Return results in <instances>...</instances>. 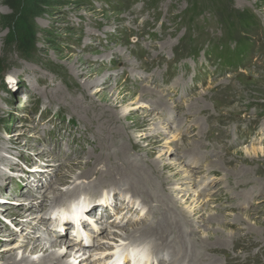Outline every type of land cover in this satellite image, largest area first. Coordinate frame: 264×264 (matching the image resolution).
<instances>
[{"label":"rangeland","instance_id":"1","mask_svg":"<svg viewBox=\"0 0 264 264\" xmlns=\"http://www.w3.org/2000/svg\"><path fill=\"white\" fill-rule=\"evenodd\" d=\"M190 5L187 0H46L34 18L35 45L28 55L7 42L4 16L12 10L0 0V212L8 207L0 215V256L12 250L19 260L27 252L13 245L45 230L40 217L51 223L49 233H58L57 208L72 217L80 202L109 197L113 184V209L104 217L88 215L93 222L101 219L96 223L105 229L96 234L91 226L92 234L85 236L87 243L100 242L86 251L90 264L131 242L146 245L147 253L152 236L135 232L123 240L119 229L142 223L167 238L172 227L160 210L175 207L197 226L179 239L198 240V250L208 243L212 247L202 255L214 264H264V0H225L221 16L207 10L193 21L184 15ZM243 11L255 15L254 23L228 30L225 17ZM239 42L244 49L237 48ZM237 52L240 58L234 59ZM99 79L102 85L86 86ZM142 96L150 106H141ZM141 115H147L144 123ZM252 146L261 150L248 154ZM121 148L122 159L146 164L140 166L146 168L142 176L150 165L157 168L153 176L167 179L164 194L172 204L153 212L159 204L125 190L133 176L112 183ZM103 170L108 174L99 179ZM33 174L43 182L28 180ZM124 199L129 207L119 204ZM29 209L35 215L30 224L39 229L23 225L15 232L12 220L23 223ZM66 230L56 239L74 246L77 234L69 224ZM164 251L168 256L162 247L154 264ZM212 251L216 254L208 255ZM72 254H60L62 264L77 258Z\"/></svg>","mask_w":264,"mask_h":264},{"label":"bare ground","instance_id":"2","mask_svg":"<svg viewBox=\"0 0 264 264\" xmlns=\"http://www.w3.org/2000/svg\"><path fill=\"white\" fill-rule=\"evenodd\" d=\"M15 81H17V80H15ZM15 81H14V83H15ZM98 82H101V80L100 79L97 80V81H93L92 80V82H88L86 86L87 87L89 85L90 86L91 85L95 86L96 84L98 85ZM102 84H103V82H101V85ZM144 91H146V90H144ZM160 97H163L162 93H160ZM140 99H141V102H142L141 106H143V107H146L147 105L150 106L146 96H142ZM160 101H161V99H160ZM134 105H136V106L132 110L137 108V105H139V100L136 101L134 103ZM156 107H157V105H156ZM131 111H130L129 114H131ZM146 116L143 115L142 116L143 118L141 117V119L143 120ZM142 122L144 123V120ZM121 145L123 147V144H121ZM187 150H189V149H187ZM259 150H261V149L258 148V147H255V146L253 147L252 146L249 149H246V152H248V154L249 153H253V154L256 155L257 151H259ZM167 151H168V149H167ZM114 152H115V150H114ZM117 152H118L117 155L119 156V159H120V164H118V168H120V170H118L116 172L117 179L114 182H112V183L117 182V184H118V182H120V180H122L123 178L126 177V179H127V177H129V176H133L130 179V185L132 187L126 185V189L125 190H128L129 192H131L133 196L139 195L140 197H142V200H144V201L147 200L146 202H148V203L151 202V203L159 204V208L157 207V210H154L153 212L157 213L158 210H160L161 208L165 207L166 204L171 203L172 198H169V196L166 194L167 190H169V189L166 188V186L168 185V183L166 182L167 179L166 178H162V177H160L159 179H156L155 178L156 176L155 177L153 176V173H157L158 172V171H156V169H157L156 167H154L153 165H150L148 167V170L142 176V174L144 173L142 170H145L146 168H143L142 170H140L141 169L140 166L141 165H146V164L140 163L139 160H137V159H134L133 161H131L132 159L126 160L127 159L126 156H125L126 159H122V156H123V153H124L122 148L118 149ZM169 152L174 153V151H172V150H170ZM127 153L128 152H125V154H127ZM197 154L198 153L196 152V154H194V155H197ZM185 155H186V153H185ZM112 157H114V156H112ZM187 158H189V157H187ZM95 162H93L92 165L95 166L96 165ZM134 164H136V165H134ZM128 166H131V168L130 169L127 168L128 170H123L124 167H128ZM159 167H161V166H159ZM163 167L169 168L167 165L163 166ZM114 168L116 169V167H114ZM68 169H70L69 165H68ZM108 169H110L109 172H111V170L113 168L111 169V168L108 167ZM70 170H72V169H70ZM164 170H165V168H164ZM87 171H89V170H87ZM239 172H241V171L239 170ZM107 174H108V170H105V171L103 170V173H101L99 179H102V177L105 179ZM127 174L129 176H127ZM158 174L159 173H157V175ZM138 175H141V176L139 177ZM88 176L84 175L83 177H88ZM88 179H89V177H88ZM28 180H31L32 182L35 180L36 183H41V181H42L41 180V175L38 178L36 177V175H34V177L30 176ZM59 181H62V179H59ZM88 183H91V182H88ZM97 183H98V181H97ZM112 186H113V188H112L113 192L112 191L109 192V194H110L109 197H111V199H112V196H114L116 194L115 190H114V185L112 184ZM131 188H133L134 190H132ZM96 190L97 189H95V191ZM67 191L68 190H66L65 195L70 193V192H67ZM164 191H166L165 194H164ZM55 193L56 192L53 191V194H55ZM236 193H239V192H236ZM109 197L106 196L105 199H101V200L96 201V202H98V204H97L98 206L95 205L96 202H93L94 198H91L92 203H87V204L83 203L82 207H81V205H78L77 207H75V209H74L75 211H72L73 212V213H71L72 217H69L64 211H62L63 210L62 208H60V209L57 208V211H54L53 213L57 212V215H59L58 216L59 219L57 220L58 223L60 224L58 233H55L54 230H53V232L49 233V231L47 229H49V226H50L49 224H51V223H48V221L45 220V219L42 220V218L40 217L39 218L40 219L39 222L45 227V230L44 229H40L41 232L38 231V236H37L36 239L32 238L35 234H31L29 236H26L25 238L23 237V239H21L22 242L20 243V245H18V244L13 245L14 247L15 246H20L23 249L25 248V253L27 252V254H24V252H23V254L21 255L20 259L16 261L14 259V253H12V250L9 251V252H3V254H1V256H0V264H12V263H14V264H54V263L55 264H62V257H61L60 254H63L64 251L66 253H69V255H73L72 252L74 253V256L77 255V258H74V256H73L74 260L70 264H90L93 260L90 261V259H89L90 255L86 256V251L89 250L91 245L100 246V242L95 240V241H92V243H89L88 245L80 243V244H74V246H70V244H69L70 242L69 241L64 240V243H61L60 240L56 239V236H58L59 234L63 235L62 233H64L65 231L68 230V229L66 230V227H68V224L71 225V228L74 230V232L79 237H81L83 235V236H86L88 238L90 236L89 234H92L91 226H94V229L96 231H93V230L92 231L94 233L96 232V234L98 232H101L102 229L105 230L104 226L97 225L98 223H96V221L100 222L101 219L97 218L96 221L93 222V221L90 220V217H88V215L90 216V213L94 212V213H97V214L99 213L101 216L104 217L105 210L107 208H110L112 210L113 207H114L113 206L114 205V200L112 201L113 205H111ZM148 198H150V199H148ZM29 201H31L34 205H40V203H36L37 202L36 199H30ZM119 204L121 206H123L124 208L130 206V203L127 202L125 199L121 200ZM18 206H22L23 208H26L22 204H19ZM7 208H8L7 206H3L2 207L3 211L0 212L1 216L6 213V212H4V210L7 209ZM27 208H28V206H27ZM37 208H39V207H37ZM165 209L166 210H164V211L160 210V214L163 215V216L168 214L167 216H165V220L167 219L166 221L168 222V223L166 222V225H169V226L172 227V229H169V231H168L169 233H168L167 238L164 236V234L166 232L163 230L165 233L160 236L158 234V232L155 230V226H150L149 228H146L144 226V224H142V223H134V224H132V227H130V228H128V227L123 228L122 227V228L119 229V231H120V235H118L119 238H122V236L124 235L123 240H131L132 239L131 237H133V234L135 232H139L140 237H146L148 235L152 236V238L149 241H151V243L153 242V247L151 249H149L147 247V253H146V252H144V246H146V245L142 246L141 244H138V243L135 244L134 242L127 243L125 245V248H124L126 251L123 250V251L119 252L121 250L120 247L112 248L111 250H113V251H109L108 254L104 253L101 256V259L98 257L99 260L97 259L98 261L96 262V264H102V263L105 264L106 261L112 259L113 257H116L117 255H120L121 259L111 261V262H113L112 264H116L117 261H120L123 264H130V262H131L130 261V258H131L130 256H133V258L136 259V262H138V264H147L148 262H149V264H154L153 263L154 260L152 259V257L153 256L155 257V254L158 255V252H160V249L162 247L168 249V251H169L168 256L165 258V260L169 261L168 264H214V261L209 258L210 256L204 257L202 255V250L204 248L211 249L210 247H212V246L209 245L210 246L209 247L208 243L204 242V243H206V246L203 245L204 248H200V250H198L197 248H199V247L197 245L201 244L198 240H196V241L190 240V238L187 237V234L185 236L187 238H185L183 241L179 239L180 235L182 236L183 233L189 232V229H191L190 231H192V230L195 231V229L197 228V226H195V222L193 220H192L193 221L192 222L190 220V218H188V216H186V213H181L183 216H181V214H177V207L171 208L170 210L167 209V208H165ZM48 210H50V208H47V212H48ZM24 213H25L27 218H26V220H24L23 223H21L22 221L16 222L15 221L16 219L12 220L13 222H11V225H12V223H14L13 226L16 229L14 231L15 232H20V230L22 231L23 225H27L28 227H30V231H36L37 229H39V226H40L39 224H32V225L30 224V223H32V219H30V217H32V216L34 217L35 216L34 214H32L30 212V209L27 210V212H24ZM190 213H191V211H190ZM21 214H23V212H21ZM155 215L158 216L157 214H155ZM103 217H101V218H103ZM158 218H159V216H158ZM163 219H164V217H163ZM163 219H160L159 222L161 220H163ZM107 220L109 221V223L111 225H118V222H116V220H114L110 216H108ZM189 221H191V224L188 223ZM164 224H165V222H164ZM0 226H4V224L1 222V220H0ZM131 229H133V230H131ZM122 233H124V234H122ZM165 235H167V234H165ZM164 237H165V239H164ZM38 239L42 240V241H38ZM235 244H236V241H235ZM77 246L79 248H77V250L75 251L74 249ZM132 246H136V247L131 249V250H128ZM254 246L258 247L259 245H254ZM4 248H7V247H4ZM78 249H81L82 251H80ZM249 250H250V248H249ZM79 253H81V254H79ZM93 253H94V251H93ZM178 253L181 254V256L179 258L173 257V256H175ZM212 253L216 254V252L212 251L208 255H211ZM232 255L233 254H231V256ZM255 259H257V258H255ZM101 260H103L102 263H100ZM75 261H76V263H75ZM163 261H164L163 257H159L157 263L158 264H163Z\"/></svg>","mask_w":264,"mask_h":264},{"label":"trees","instance_id":"3","mask_svg":"<svg viewBox=\"0 0 264 264\" xmlns=\"http://www.w3.org/2000/svg\"><path fill=\"white\" fill-rule=\"evenodd\" d=\"M6 5L12 10L10 14L4 16L8 34L6 40L8 43L15 44L22 54H31L35 45V24L34 18L38 14L40 7L45 5L46 0H4ZM191 3L185 10V16L193 21L196 15H202L207 10L213 11L221 16L224 11L225 0H187ZM197 16V17H198ZM225 24L228 30H232L235 25L246 29L249 28L255 20V15L249 11L234 13L225 17ZM231 21V23L229 22ZM237 43V42H236ZM239 50L244 49V44L239 42ZM229 51V50H228ZM234 51V50H232ZM233 52L229 53L230 55ZM244 55L243 52H240ZM219 56V55H218ZM242 57V56H241ZM227 58V56H226ZM235 58H240L238 52Z\"/></svg>","mask_w":264,"mask_h":264}]
</instances>
